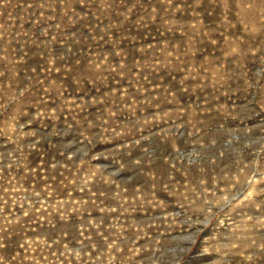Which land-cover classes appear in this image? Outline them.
Wrapping results in <instances>:
<instances>
[{
    "label": "rangeland",
    "instance_id": "rangeland-1",
    "mask_svg": "<svg viewBox=\"0 0 264 264\" xmlns=\"http://www.w3.org/2000/svg\"><path fill=\"white\" fill-rule=\"evenodd\" d=\"M0 264H264V0H0Z\"/></svg>",
    "mask_w": 264,
    "mask_h": 264
}]
</instances>
